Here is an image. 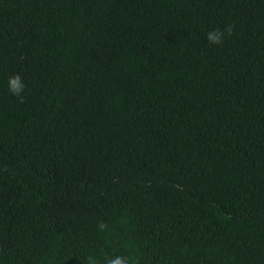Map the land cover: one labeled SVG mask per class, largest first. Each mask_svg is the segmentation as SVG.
<instances>
[{
  "label": "trees",
  "instance_id": "1",
  "mask_svg": "<svg viewBox=\"0 0 264 264\" xmlns=\"http://www.w3.org/2000/svg\"><path fill=\"white\" fill-rule=\"evenodd\" d=\"M89 255L264 264V0H0V264Z\"/></svg>",
  "mask_w": 264,
  "mask_h": 264
},
{
  "label": "clouds",
  "instance_id": "2",
  "mask_svg": "<svg viewBox=\"0 0 264 264\" xmlns=\"http://www.w3.org/2000/svg\"><path fill=\"white\" fill-rule=\"evenodd\" d=\"M233 32L232 25H225L223 29L216 28L206 33V39L210 44H222L225 36H231ZM25 88L23 80L19 74L9 76L8 78V91L15 96H20ZM107 228L101 226V232H106ZM87 264H96V256L89 255ZM105 264H134L131 257L116 256L114 258L106 259Z\"/></svg>",
  "mask_w": 264,
  "mask_h": 264
}]
</instances>
